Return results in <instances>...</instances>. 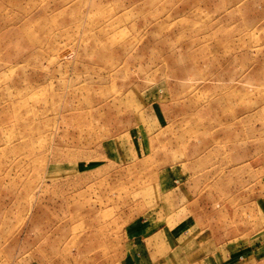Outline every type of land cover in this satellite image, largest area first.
Returning a JSON list of instances; mask_svg holds the SVG:
<instances>
[{
    "label": "rangeland",
    "instance_id": "1",
    "mask_svg": "<svg viewBox=\"0 0 264 264\" xmlns=\"http://www.w3.org/2000/svg\"><path fill=\"white\" fill-rule=\"evenodd\" d=\"M167 218L264 264V0H0V264Z\"/></svg>",
    "mask_w": 264,
    "mask_h": 264
},
{
    "label": "crops",
    "instance_id": "2",
    "mask_svg": "<svg viewBox=\"0 0 264 264\" xmlns=\"http://www.w3.org/2000/svg\"><path fill=\"white\" fill-rule=\"evenodd\" d=\"M175 225L171 227L167 218V223L161 227L147 224L132 227L122 264H231L232 260L228 259L227 254L210 250L202 241L199 246L188 244L193 238L188 239L185 234L196 231L193 232L186 224ZM240 257L245 259L244 254ZM248 258H251L250 252Z\"/></svg>",
    "mask_w": 264,
    "mask_h": 264
}]
</instances>
